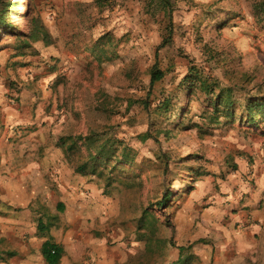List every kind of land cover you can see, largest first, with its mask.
Here are the masks:
<instances>
[{
  "label": "rangeland",
  "instance_id": "obj_1",
  "mask_svg": "<svg viewBox=\"0 0 264 264\" xmlns=\"http://www.w3.org/2000/svg\"><path fill=\"white\" fill-rule=\"evenodd\" d=\"M5 1L0 108L29 117L18 139L93 136L101 146L110 137L112 158L94 161L84 140L65 156L87 195L93 185L111 198L124 250H140L135 264H173L204 242L214 263L238 205L228 184L264 160V114L254 123L246 114L264 97V0H172V39L159 49L167 19L150 0ZM154 65L165 76L150 88ZM193 68L231 92L235 119H206V95L181 82ZM163 95L173 97L167 114L156 110ZM196 232L208 237L188 243Z\"/></svg>",
  "mask_w": 264,
  "mask_h": 264
},
{
  "label": "crops",
  "instance_id": "obj_2",
  "mask_svg": "<svg viewBox=\"0 0 264 264\" xmlns=\"http://www.w3.org/2000/svg\"><path fill=\"white\" fill-rule=\"evenodd\" d=\"M26 123L30 119L18 106L0 108V264H51L43 253L46 246L59 249L57 264H135L140 250H124L111 198L93 185L87 195L83 182L72 181L74 170L57 142L47 144L39 132L41 138L18 139ZM259 165L228 184L229 189L238 186V195L229 196L238 205L227 210L224 242L214 263L213 247L204 242L194 245L188 257L178 253L173 264L187 258L192 264H264L263 159ZM200 237L208 234L196 232L186 240L193 244ZM111 238L119 243L112 246Z\"/></svg>",
  "mask_w": 264,
  "mask_h": 264
},
{
  "label": "trees",
  "instance_id": "obj_3",
  "mask_svg": "<svg viewBox=\"0 0 264 264\" xmlns=\"http://www.w3.org/2000/svg\"><path fill=\"white\" fill-rule=\"evenodd\" d=\"M99 5H102L104 0H96ZM150 5L153 7V3L157 4L159 10L165 12V18L167 19V25L165 30L167 32L166 36H164L161 44L158 46L159 48L165 47L167 44L171 42L172 39V32H173V2L172 0H150ZM149 7V10L153 11V8ZM8 8L9 5L5 0H0V28L7 27L9 28L10 25L8 24ZM155 14V13H154ZM165 76V72L160 69L157 65H154L150 71V88H153L155 84L161 82ZM190 82L188 85V89L191 92L199 91L201 94L206 95L207 99L209 100V104L212 107V113L206 115V119H209L210 123L218 124L220 122V116L228 117L235 119V112H234V100L232 98V94L230 91L227 92L219 91L216 92V83L203 79L200 77L197 71L191 69L188 74L183 77L181 82ZM173 97L164 95L159 98V102L156 106V110L159 113L167 114L171 107H173L172 103ZM144 105L147 101L142 100ZM233 106V108H232ZM247 116H249V121L251 123L255 122V119H260L264 114V97H261L257 100L249 101L247 104ZM245 117L240 116V118ZM174 117L171 120H174ZM172 122V121H171ZM77 140L79 141H86L93 149L95 150L94 161L100 160L102 158H112L115 154L114 144L110 137H108L105 142L100 146L96 144L98 141L93 136L88 137H81L79 139H74L73 137H61L57 145L62 149L64 155L68 156L69 153L73 152L77 149ZM108 184L111 183V180L107 182ZM163 204L161 205V207ZM44 256L46 260L51 264H57L60 256L59 249L54 246H46L44 247Z\"/></svg>",
  "mask_w": 264,
  "mask_h": 264
}]
</instances>
